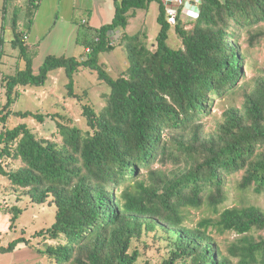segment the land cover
<instances>
[{
	"label": "trees",
	"instance_id": "obj_1",
	"mask_svg": "<svg viewBox=\"0 0 264 264\" xmlns=\"http://www.w3.org/2000/svg\"><path fill=\"white\" fill-rule=\"evenodd\" d=\"M114 1L111 23L95 30L92 43H84L85 57L47 56L38 73L25 41L28 33L20 32L16 13L12 18L11 46L25 68L3 75L0 82L5 98L0 176L32 203L56 208L54 223L35 234L48 241L38 251L55 264H150L140 260L134 243L159 232L170 240L161 264H231L210 236L213 228L239 236L227 247L238 264H264V211L258 207L224 209L216 221L204 218L194 228L183 226L188 208L216 210L223 204L228 181L237 174L241 191L264 193V70L243 81L246 62L239 42L242 33L248 47L264 38V31L255 28L264 23V0H200L189 28L180 14L175 24L169 23L160 0ZM154 2L160 29L151 49L143 30L130 36L125 29L129 17ZM39 3L27 0V28ZM6 13L7 4L3 17ZM170 28L181 42L178 48L167 44ZM117 46L129 64L112 79L99 56ZM83 68L110 87L100 111L81 105L86 129L56 115L48 118L58 120L60 142L38 138L25 124L6 128L19 89L42 87L52 71H64L67 97L81 102L74 76ZM234 94L241 104L226 108L215 130L204 133L202 118L213 100ZM13 115L45 121L31 112ZM9 211L11 230L21 210ZM252 231L262 234L254 237ZM21 245H28L23 237L0 246V255Z\"/></svg>",
	"mask_w": 264,
	"mask_h": 264
},
{
	"label": "rangeland",
	"instance_id": "obj_2",
	"mask_svg": "<svg viewBox=\"0 0 264 264\" xmlns=\"http://www.w3.org/2000/svg\"><path fill=\"white\" fill-rule=\"evenodd\" d=\"M120 1V0H119ZM224 1V0H222ZM39 8L32 17L30 27L27 28L25 8L27 0H0V41H2V57L0 59V82L3 75H14L17 71L25 68L24 60L19 59V51L11 46L13 39L12 18L18 15V28L21 33H28L26 44L32 51L33 72L38 73V68L47 56L74 57L81 59L86 56L84 43H92L95 30L102 25L111 23L115 13L114 0H39ZM7 4V13L3 17V6ZM159 12L158 3H152L147 10L137 11L134 17H129L125 33L135 35L143 30L147 35L146 44L153 49L159 32L156 21ZM198 6L189 4L180 12V20L186 28L198 16ZM86 22V23H83ZM264 31V23L255 27ZM254 28V29H255ZM119 34H116L118 38ZM247 35H240V47L244 51L246 65L243 67L244 80L258 71L264 70V38L258 39V44L248 47ZM167 44L171 48L181 45L176 37L174 28H170ZM1 45V44H0ZM99 63L103 64L105 71L112 79H116L128 68L127 54L120 46L110 52L99 56ZM249 66L250 68H246ZM242 81V80H241ZM242 81V82H243ZM68 80L62 69L49 73L45 85L42 87H27L19 89V97L11 106L10 115L6 128H13L19 124H25L38 138L60 142L57 121L48 118L49 115L64 117L72 120L73 124L82 126L81 105L88 103L96 112L106 104L110 94V87L97 79V74L89 69H80L74 76V92L78 99L67 97L66 84ZM243 84V83H241ZM84 91L87 92L83 98ZM1 92V89H0ZM5 103L4 94H0V106ZM241 100L238 94L223 99H214L209 108V115H204V133L213 132L216 123L220 120L221 113L229 106H239ZM1 108V107H0ZM19 112H31L44 116V123H38L30 118L22 119L13 115ZM67 124L66 121H61ZM84 128V126H82ZM2 127L0 126V131ZM86 129V127L84 128ZM145 171L140 170V174ZM240 175L231 177L226 186V200L216 210L207 206L200 209L188 208L185 211L186 218L183 226L194 228L202 219L216 221L219 214L228 208H241L247 206L258 207L264 211V193L257 195L253 189L241 191L238 188ZM12 207L21 210L13 229L10 219ZM56 208L54 205H37L23 194L22 190H16L10 182L0 176V246L7 247L12 241L23 237L28 245L19 246L14 252L0 255V264H55L53 258L42 254L48 241L35 237L41 230L48 229L55 221ZM208 232L220 253L227 257L231 264H238V259L232 258L227 253V247L239 238L233 233L220 234L216 229L209 228ZM254 237L262 232L252 231ZM55 245L53 242H49ZM170 240L162 237L159 232L144 235L141 242H135L142 262L161 264L169 251Z\"/></svg>",
	"mask_w": 264,
	"mask_h": 264
},
{
	"label": "built area",
	"instance_id": "obj_3",
	"mask_svg": "<svg viewBox=\"0 0 264 264\" xmlns=\"http://www.w3.org/2000/svg\"><path fill=\"white\" fill-rule=\"evenodd\" d=\"M160 2L165 8L167 21L171 24H175L177 17L184 6L189 4L196 5L200 2V0H160Z\"/></svg>",
	"mask_w": 264,
	"mask_h": 264
},
{
	"label": "crops",
	"instance_id": "obj_4",
	"mask_svg": "<svg viewBox=\"0 0 264 264\" xmlns=\"http://www.w3.org/2000/svg\"><path fill=\"white\" fill-rule=\"evenodd\" d=\"M27 40H28V36H27Z\"/></svg>",
	"mask_w": 264,
	"mask_h": 264
}]
</instances>
